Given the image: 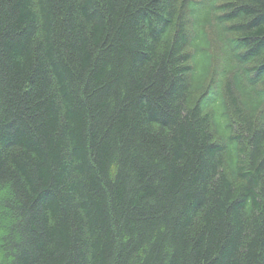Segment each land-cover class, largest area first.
Segmentation results:
<instances>
[{"label":"trees","instance_id":"obj_1","mask_svg":"<svg viewBox=\"0 0 264 264\" xmlns=\"http://www.w3.org/2000/svg\"><path fill=\"white\" fill-rule=\"evenodd\" d=\"M0 264H264V0H0Z\"/></svg>","mask_w":264,"mask_h":264},{"label":"rangeland","instance_id":"obj_2","mask_svg":"<svg viewBox=\"0 0 264 264\" xmlns=\"http://www.w3.org/2000/svg\"><path fill=\"white\" fill-rule=\"evenodd\" d=\"M209 36L211 38V43H212L211 45L212 55L215 57L213 68H212V79H211V80H214L213 85L216 86L220 83L226 82L229 84L231 83L234 87V85L236 84L234 83L235 75H237V78L241 83L246 82L247 79L245 78V74H243L242 70H239V71L236 70L235 72H233L234 65L226 66L228 62L225 63V58H223L224 48L222 47V43L218 40V37L216 36L214 28H209ZM223 68L225 72L224 74L220 75L221 73L220 70H222ZM226 92L223 90H220V93L223 94V97H226ZM216 102H213L212 104ZM217 109H221L220 106H217Z\"/></svg>","mask_w":264,"mask_h":264}]
</instances>
